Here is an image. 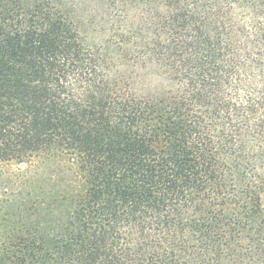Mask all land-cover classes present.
Here are the masks:
<instances>
[{"label":"trees","instance_id":"16d2710c","mask_svg":"<svg viewBox=\"0 0 264 264\" xmlns=\"http://www.w3.org/2000/svg\"><path fill=\"white\" fill-rule=\"evenodd\" d=\"M264 0H0V264H264Z\"/></svg>","mask_w":264,"mask_h":264},{"label":"rangeland","instance_id":"374dc122","mask_svg":"<svg viewBox=\"0 0 264 264\" xmlns=\"http://www.w3.org/2000/svg\"><path fill=\"white\" fill-rule=\"evenodd\" d=\"M263 202H264V198H263Z\"/></svg>","mask_w":264,"mask_h":264}]
</instances>
